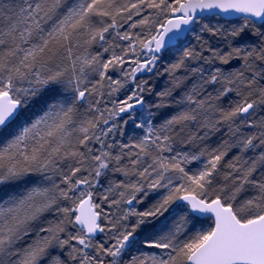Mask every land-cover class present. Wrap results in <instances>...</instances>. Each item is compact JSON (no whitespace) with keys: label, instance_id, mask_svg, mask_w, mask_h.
Masks as SVG:
<instances>
[{"label":"snow or ice","instance_id":"1","mask_svg":"<svg viewBox=\"0 0 264 264\" xmlns=\"http://www.w3.org/2000/svg\"><path fill=\"white\" fill-rule=\"evenodd\" d=\"M213 10L264 20V0H26L19 8L0 4V128L42 91L54 94L41 115L0 144V185L33 173L43 177L0 205V264H264V174L253 176L264 165V152L242 157L264 146V122L257 126L241 119L239 125L258 127L250 135L237 125L238 117L264 105V32H254L259 37L255 45H230L224 52L209 49L210 57L185 49L166 69L172 87L158 93L162 100L156 105L171 106L167 98L181 89L183 94L172 101L175 110L158 126L149 119L145 134L131 145H119L121 151L114 154L115 145L104 142L116 125L99 127L101 122L109 125L106 111L114 119L144 106L147 81H138V74L153 72L158 54L181 39L197 12ZM247 27L246 22L229 35L239 36ZM198 58L207 64L218 60L228 65L233 59L242 64L231 70L215 67L207 75L193 68V74H200L199 83L188 90L174 73L186 67V60ZM105 89L109 97L121 90L127 95L113 100L112 109L102 110ZM232 93L227 108L218 103ZM93 96L99 98L93 101ZM222 126L234 139L215 147L198 144ZM94 143L100 148L94 149ZM177 143L195 150L177 151ZM233 149L237 155L226 164L230 171L222 173L221 162ZM193 162L197 166L188 169ZM110 165L124 179L109 184L101 203L109 202L114 192L119 199L109 206L140 203L148 196L146 189L157 190L159 198L144 211L130 207L119 217L105 213L95 202L94 189ZM249 188L251 194L242 196ZM65 201L69 205L61 206ZM177 201L186 202L192 213L210 214L212 225L194 235H186L181 226L161 228L142 242L158 251L138 250L125 261L137 229L148 218L163 216ZM52 211L63 219L41 224ZM133 216L135 222L129 223ZM69 224L75 233L67 231ZM106 231L107 240L94 242L97 233Z\"/></svg>","mask_w":264,"mask_h":264},{"label":"trees","instance_id":"2","mask_svg":"<svg viewBox=\"0 0 264 264\" xmlns=\"http://www.w3.org/2000/svg\"><path fill=\"white\" fill-rule=\"evenodd\" d=\"M27 2H31V0H27ZM69 2H71V0H69ZM0 4H11L14 7L19 8L25 6L26 0H0ZM246 22L248 23V27L239 36L232 37L231 35H229L234 28H239ZM45 27H47V25ZM256 30L264 32V21H262L261 23H257L246 17H237L226 20L217 15L199 17L184 39L179 40L175 45L162 51V53L159 55V59L153 72H144L138 74V81H147V85L145 86L146 90L142 94L144 97V106L142 108L140 106H137L134 110H130V112L120 113L119 116H116L114 118V123H112L116 125V128L112 133L104 138V142L106 144L115 145V147L112 149L113 153L115 154L116 152L121 151L119 145H131L139 139V134H141L148 127L147 121L149 119H151L152 124L155 125L158 121H161L164 115L170 114L175 110V105L172 103V101L173 99H179L178 93L183 94V91L181 89L173 91L172 97L167 98L166 103L171 106L157 108L156 105L160 104L162 100V98L158 96V93L164 91L166 88L172 87L173 77L169 75L166 69H168L170 65L178 62L181 59L185 49H191L196 53H201L203 57H210L211 53L209 52V49H217L224 52L230 50V45L240 47L252 46L259 41V37L254 34ZM214 32L215 34H213ZM95 48L96 46L93 45L92 51H95ZM241 64L242 61L237 59L231 60L228 65H222L218 60L214 61L211 64H207L204 62L203 58L190 59L185 61L186 67L175 71L174 75L176 77L182 78L185 82L186 88L188 90H191L193 85H195V82L199 80L200 75L199 73L193 74L191 69L202 68L204 69L203 74L207 75L215 67H221L222 69L231 70L241 67ZM27 86L28 85L26 83L22 85V87ZM129 87H132V85H129ZM216 87L218 88L220 87V85H216ZM208 91L214 92V89L209 86ZM126 95L127 91L121 90L120 92L115 93L111 97H109L107 96V89H105V96L99 107L103 110L105 109V107H107L108 103H112L113 100H122ZM231 95H233V93L228 97L222 98L220 101H218V103L227 108V105H229V100L232 98ZM98 98L99 97L97 96H93L90 99L95 101ZM53 99L54 94L49 90H44L37 96L31 98L26 106L18 110V114L12 121L9 122L7 126L0 128V144L4 143L7 139H10L11 135L17 132L20 126L26 123H31L37 116L41 115L47 105L51 103ZM110 106H112L113 108V104H111ZM86 108L87 103H85L84 107L80 109L81 114L85 112ZM259 111L260 114L264 115V105L250 110L249 114H244L242 117H238L237 123H239L240 120L243 119L245 121H251L254 125H256V117L259 115ZM149 113H151L152 116H149ZM91 115L93 114L89 113V116ZM125 121H127V123H125ZM138 123H143L144 127L137 128L136 124ZM100 127L102 126L100 125ZM241 127L248 128L246 125H240V128ZM248 129H252L251 132L253 134L257 133L256 127ZM134 138L136 140H134ZM232 139L234 138L230 137V135L227 133L226 126H222L220 132L210 133L209 137L205 141L198 142V144H208L212 147H215L217 144L223 142L224 140L231 141ZM91 146L96 149L98 145L94 143ZM189 147L190 150H195L193 145H190ZM123 151L128 152L129 149H123ZM236 155L237 149H233L224 158V160L221 162L222 173H227L230 171V169L226 167V164L232 161L234 156ZM124 162L127 163V160H125ZM195 164H197V162H193V164L187 165V168H195L197 166H194ZM112 167L113 166L110 165L109 169L105 170L104 174L99 178V183L94 189V191L97 193L95 202L101 204V207L103 208L105 213H110L113 215V217H119L122 215V212H120V208H122V205H124L127 209L131 207L135 208L136 211H144L148 209L153 203H155V201L159 198L158 193L154 194L150 191V189H146V191H148V196L143 198L142 202L140 203H136L134 201L132 205H127L122 202L119 205L109 206V202L112 199H119V196H117L115 193L109 194V202L101 203L100 195L105 193V190L108 188L109 184L124 179V177L120 173L113 171ZM262 174H264V165H258L257 171L253 174V176L256 179H260ZM49 175L51 174L49 173ZM53 179L56 183H59L58 176H54ZM42 180V176L33 173L24 177L21 181L0 185V205H3L5 201L10 200L11 197L17 195L18 193H23L27 189L35 186ZM218 181L221 184L224 183L222 175L218 177ZM44 183L48 184L49 182L44 181ZM250 194L251 190L249 188L248 192L242 193L241 195L247 197ZM137 196L138 198H140L141 196H143V193H139L137 194ZM68 205L69 202L67 201L62 202L61 204V206ZM74 215L75 213H73V216ZM60 219H63V215L52 211L50 213H45L40 223L43 224L47 221L56 222ZM148 219L149 222H146L144 225H141V227L137 229L135 233V242L129 246L128 250L124 254L125 261L130 259L132 255L138 254V250L144 252L158 251L155 249L144 248L142 242L148 237L155 236V234L161 228H163L165 231H168L176 229L177 226H181L183 232L186 235H194L195 232L200 230L202 227L207 228L212 225V220L209 217L200 218L193 215L187 209L185 204L178 201L173 203L163 216L159 218ZM135 220V216L130 217L129 223L135 222ZM101 223L106 225L107 221L102 220ZM66 229L68 232L75 233L76 231V229L70 224L66 225ZM108 235L109 234L106 231L105 233H100L94 236L93 240L94 242H104L108 239Z\"/></svg>","mask_w":264,"mask_h":264},{"label":"rangeland","instance_id":"3","mask_svg":"<svg viewBox=\"0 0 264 264\" xmlns=\"http://www.w3.org/2000/svg\"><path fill=\"white\" fill-rule=\"evenodd\" d=\"M198 83H199V80L198 81H196L195 82V85H197L198 86ZM234 93H233V95H231V97H234ZM112 103H108V105H107V109H112V106H110ZM229 105H227V107H228ZM263 112V111H262ZM258 114V113H257ZM263 117H264V115L263 114H260V111H259V115L256 117V120H257V126H259L262 122H264V120H263ZM105 118H109V125H104L102 122L100 123V125L102 126V127H100V125H99V127L100 128H107L108 126H110V125H112V123H114V119L113 118H110L109 117V113L106 111L105 112ZM240 120V119H239ZM161 121H158L154 126H158L159 125V123H160ZM239 123H237V125H238ZM240 126V125H239ZM147 129V128H146ZM146 129L141 133V134H139V138L140 137H142L144 134H145V131H146ZM252 130V129H251ZM251 130L250 129H248V128H245V127H241L240 128V131L242 132V133H244L245 135H250V134H253L252 132H251ZM256 131L258 132V127H256ZM134 140H136L135 138H134ZM257 143H258V141H257ZM98 146H97V148L96 149H98V148H100V145L99 144H97ZM190 146V145H189ZM189 146H187V145H184V144H180V143H177L176 145H174V147H175V149L177 150V151H189L190 150V147ZM264 151V146H261V147H259V148H257L256 150H255V152H253V151H249V152H247V153H244V154H242V157H243V159H248V158H250V157H255V156H258L259 155V153H261V152H263ZM197 164H195L194 166H196ZM192 169V168H191ZM150 191L152 192V193H154V194H156V193H158V191L157 190H155V189H150ZM160 191H162V190H160ZM117 196H119V193L118 192H114ZM123 208V209H122ZM122 208H120V212H124V211H126L127 210V208L124 206V205H122ZM200 229V228H199ZM175 230V229H174Z\"/></svg>","mask_w":264,"mask_h":264},{"label":"water","instance_id":"4","mask_svg":"<svg viewBox=\"0 0 264 264\" xmlns=\"http://www.w3.org/2000/svg\"><path fill=\"white\" fill-rule=\"evenodd\" d=\"M212 15H218V16H220L221 18H224V19H226V20H228V19H233V18H237V17H246V18H249V19H252L253 21H255V22H257V23H261L263 20H261V19H257V18H255V17H249V16H246V14H244V13H238V12H235V11H231V12H229V13H223V12H220L219 10H213V12H204V13H199V12H197V18L198 17H203V16H212ZM194 24V23H193ZM193 24H191L190 26H189V28L188 29H185V34L181 37V39H183L186 35H187V33H188V31L192 28V26H193ZM179 41V40H178ZM178 41H176L174 44H170L169 46H168V48L170 47V46H173V45H175ZM163 51V50H162ZM159 55V54H158ZM178 202H180V201H178ZM180 203H182V202H180ZM183 204H185L186 205V202H183ZM190 211V210H189ZM191 212V211H190ZM192 213V212H191ZM193 215H195V216H197V217H209L210 219H211V216H210V214H198V213H192ZM212 220V219H211ZM97 234H100V233H97ZM96 234V235H97ZM95 235V236H96Z\"/></svg>","mask_w":264,"mask_h":264}]
</instances>
